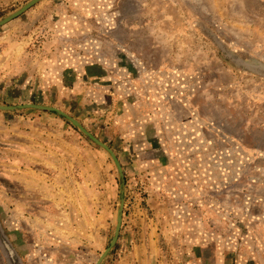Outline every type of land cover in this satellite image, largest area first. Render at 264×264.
Instances as JSON below:
<instances>
[{"label": "rangeland", "instance_id": "1", "mask_svg": "<svg viewBox=\"0 0 264 264\" xmlns=\"http://www.w3.org/2000/svg\"><path fill=\"white\" fill-rule=\"evenodd\" d=\"M31 1L0 0V21ZM26 104L61 110L117 155L125 208L106 259L140 243L146 214L170 264H264V0H41L0 27V106ZM22 144L70 164V205L85 191L91 221L62 214L59 233L53 203L19 186ZM120 180L57 113L0 111V232L20 264H96Z\"/></svg>", "mask_w": 264, "mask_h": 264}, {"label": "crops", "instance_id": "2", "mask_svg": "<svg viewBox=\"0 0 264 264\" xmlns=\"http://www.w3.org/2000/svg\"><path fill=\"white\" fill-rule=\"evenodd\" d=\"M173 116L175 115L172 114V117ZM180 118H183V115H181ZM19 148L21 160L20 162L12 165L13 167L20 168L21 170L20 179H18L19 186H21L23 190L26 189V191L30 192L29 195H35L38 202H41L43 204L50 202L53 203V208L55 209V211L52 214H60V216L57 218L58 222L56 223L55 227L58 229L59 233H70L68 224L64 222V216H62L63 218L61 217L62 214H81V208L83 212L81 216H84L85 214L91 221L93 218V205L91 199L90 202L87 201V195L85 191H80L77 189V192H75L74 194V201H78V205H70L71 199L69 190L70 182H72L69 176L70 164L66 162L61 164L50 162L51 158L46 157V154H44L45 152H43V150L38 147L34 148L33 146L22 144ZM185 151L188 152V148H185ZM181 153L183 155V152ZM65 154L66 153H64V155ZM29 157H36L38 161H41V163H32L29 161ZM35 176L36 178H34ZM30 179L32 180L31 182ZM13 181L14 180H12V182ZM35 186L37 187L35 192L36 194H33V187ZM82 195L85 198L86 205L88 204V209L83 208L84 201ZM42 213L45 214V211H42ZM139 215L140 216L136 215L135 219H140L138 223L139 225H142V227H139L137 232V235L139 236L138 240L140 241V243L135 245L134 249L130 250L128 256H126L124 259H122L121 255L116 253L120 248V245H118L117 250L113 252L107 259H105L102 264H170L164 257V255L157 251V243L155 242V235L153 234V232L147 231L144 228L145 219H148V216L146 214ZM81 216H77V218L76 216H74L72 219H77L78 223H80V221L82 220ZM43 218L45 219V217ZM90 224L92 223L90 222ZM121 247H124V244L121 245ZM119 258H121L120 261Z\"/></svg>", "mask_w": 264, "mask_h": 264}, {"label": "water", "instance_id": "3", "mask_svg": "<svg viewBox=\"0 0 264 264\" xmlns=\"http://www.w3.org/2000/svg\"><path fill=\"white\" fill-rule=\"evenodd\" d=\"M40 1L41 0H33L30 3H28L26 6H24L22 9L17 11L16 13L0 21V27L16 19L17 17H19L21 14L26 12L33 5L37 4ZM24 109L44 110L48 112L57 113L61 117L70 121L76 128H78L81 132H83L92 142H94L95 144H97L98 146L106 150L109 153V155L112 157V159L114 160L117 166L119 175H120V179H121L120 180L121 181L120 201H119V206H118L117 225H116L114 237L112 238L109 247L102 253L100 258L96 262V264H102V262L106 259V257L111 252V250L116 246V243L119 239L120 232L122 229V224H123V215H124V208H125V197H124L125 195V175H124L122 165L117 155L107 144L103 143L97 137H95L92 133H90L80 122H78L76 119L67 115L66 113L62 112L59 109L52 108V107H45L41 105H35V104H26V105H20V106H0V111H15V110H24Z\"/></svg>", "mask_w": 264, "mask_h": 264}, {"label": "flooded vegetation", "instance_id": "4", "mask_svg": "<svg viewBox=\"0 0 264 264\" xmlns=\"http://www.w3.org/2000/svg\"><path fill=\"white\" fill-rule=\"evenodd\" d=\"M13 248L6 242L0 232V264H20Z\"/></svg>", "mask_w": 264, "mask_h": 264}]
</instances>
